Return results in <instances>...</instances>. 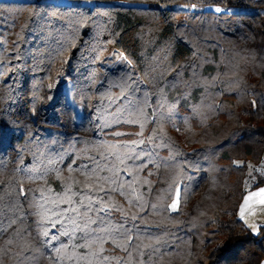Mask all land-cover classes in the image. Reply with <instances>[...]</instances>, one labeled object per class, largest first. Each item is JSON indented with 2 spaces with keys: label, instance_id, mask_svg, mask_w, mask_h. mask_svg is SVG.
<instances>
[{
  "label": "trees",
  "instance_id": "obj_1",
  "mask_svg": "<svg viewBox=\"0 0 264 264\" xmlns=\"http://www.w3.org/2000/svg\"><path fill=\"white\" fill-rule=\"evenodd\" d=\"M262 158L264 0H0V264H260Z\"/></svg>",
  "mask_w": 264,
  "mask_h": 264
},
{
  "label": "rangeland",
  "instance_id": "obj_2",
  "mask_svg": "<svg viewBox=\"0 0 264 264\" xmlns=\"http://www.w3.org/2000/svg\"><path fill=\"white\" fill-rule=\"evenodd\" d=\"M126 61V57L118 52L111 50L109 51L102 59L101 62L106 65H114L119 62ZM64 99L69 104L72 105L73 108V121L78 122L82 120L84 116V109L79 101L75 100L70 93V84L69 82L65 83L63 87ZM248 177L247 182L253 181L256 179V176L264 172V158L259 164H255L252 162L248 163ZM176 201L177 205V197L173 199L170 205ZM105 208V207H104ZM172 209V208H171ZM174 210V209H172ZM240 210L243 211L244 221L247 224L248 228L256 233L259 229V225L264 224V184L250 189L247 188L241 202H240Z\"/></svg>",
  "mask_w": 264,
  "mask_h": 264
},
{
  "label": "snow or ice",
  "instance_id": "obj_3",
  "mask_svg": "<svg viewBox=\"0 0 264 264\" xmlns=\"http://www.w3.org/2000/svg\"><path fill=\"white\" fill-rule=\"evenodd\" d=\"M215 11L219 12V11H221V9H220V8H216ZM137 158H138V157H137ZM70 188H71V185H69V186L65 189V192L67 193V191H68ZM73 195H75V193H73ZM177 195H179V193H177ZM69 202H71V201H69ZM169 207H171L172 209H175V208H176V201H174ZM132 219L135 220L136 217H132ZM126 231H130V229H126ZM62 234H66V233H62ZM45 235H47V233H45ZM52 239H53V240H56V239H58V237H57V236H53ZM85 246H86V245H85ZM62 247H64V245H61L60 248H56L55 251H56L57 253H60ZM105 259H107V257H105Z\"/></svg>",
  "mask_w": 264,
  "mask_h": 264
},
{
  "label": "crops",
  "instance_id": "obj_4",
  "mask_svg": "<svg viewBox=\"0 0 264 264\" xmlns=\"http://www.w3.org/2000/svg\"><path fill=\"white\" fill-rule=\"evenodd\" d=\"M254 189V188H253ZM237 214H238V216L240 217V219L244 222V224H245V221H244V214H243V211H241L240 210V204H239V207H238V210H237ZM246 226H247V224H245ZM262 225V224H261ZM260 226V225H259ZM248 227V226H247ZM260 264H264V260H262L261 262H260Z\"/></svg>",
  "mask_w": 264,
  "mask_h": 264
}]
</instances>
